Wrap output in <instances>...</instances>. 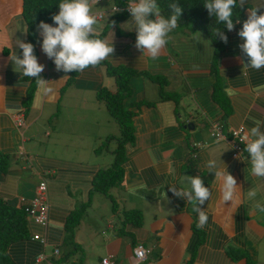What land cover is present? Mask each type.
Wrapping results in <instances>:
<instances>
[{
    "label": "crops",
    "instance_id": "crops-1",
    "mask_svg": "<svg viewBox=\"0 0 264 264\" xmlns=\"http://www.w3.org/2000/svg\"><path fill=\"white\" fill-rule=\"evenodd\" d=\"M239 1L264 17V0ZM149 2L118 22L109 13L83 24L84 13L115 0H67L61 19L38 24L30 60L24 0H0V153L9 159L0 198L20 207L43 180L49 206L46 227L28 218L29 238L8 247L14 264H43L53 258L46 249L59 247L57 264H134L139 243L148 253L136 264H264V155L234 157L228 140L211 136L214 126L225 136L242 126L264 148V29L247 10L213 59L209 36L178 29ZM92 36L93 59L137 72L124 101L134 140L124 145L108 205L92 186L112 157L94 150L119 130L95 92L115 83L105 65L76 70L72 60ZM78 209L69 240L66 220ZM132 209L141 212L139 227L124 222Z\"/></svg>",
    "mask_w": 264,
    "mask_h": 264
},
{
    "label": "trees",
    "instance_id": "trees-1",
    "mask_svg": "<svg viewBox=\"0 0 264 264\" xmlns=\"http://www.w3.org/2000/svg\"><path fill=\"white\" fill-rule=\"evenodd\" d=\"M118 6H133L139 4V0H115ZM23 15L28 25L26 46L28 58L35 55V41L37 26L42 21L58 20L66 11L67 0H24ZM149 6L158 11L159 15L168 21H175L178 29L188 31H201L210 37L213 43V59L221 54L229 40L228 29L237 22L245 19L247 10L253 14L254 20L264 29L263 15L251 5L241 3L239 0H150ZM126 12H119L112 18L118 22L126 18ZM87 44L72 53V60L76 70L86 65H105L108 76L113 77L115 90L101 86L96 90V99L101 101L110 117L116 122L119 130L115 138L117 147L112 151L113 162L108 168L101 169L93 180L92 190L111 196L109 189L118 182L121 175V164L124 159V145L134 140V127L132 117L134 113L124 106V101L131 96L132 90L129 80L137 72L123 66H112L105 61H98L91 57ZM32 90L29 91L31 95ZM100 151V145L95 152ZM8 156L0 153V172L8 168ZM84 210L73 211L66 220L65 229L68 231L69 240L73 239L74 231L79 224ZM124 222L134 227L142 223V215L139 210L132 209L124 212ZM30 236V224L22 207L15 206L0 198V264H14L8 255V247L12 242L26 240Z\"/></svg>",
    "mask_w": 264,
    "mask_h": 264
},
{
    "label": "built area",
    "instance_id": "built-area-1",
    "mask_svg": "<svg viewBox=\"0 0 264 264\" xmlns=\"http://www.w3.org/2000/svg\"><path fill=\"white\" fill-rule=\"evenodd\" d=\"M95 2L101 3L104 0H94ZM119 12H126L127 14H139V11L136 7L133 6H125L121 7L116 4H112L110 9L107 11L100 10L94 13H84L79 21L83 24L87 23L90 19L102 20L106 17L107 14L110 15L117 14ZM64 29L69 28L67 25L63 27ZM18 125H21L22 120L19 118L16 120ZM211 136L215 139H226L232 144L233 148V156H245L246 153H255L261 152L264 155V148L255 144L245 131V129L241 126L235 128L229 132V136H225L218 126H214L211 130ZM193 148H201L202 143L195 142L192 144ZM20 207L23 208L26 215L33 221V223L40 226V228H45L48 222L49 217V206L47 202V193H46V183L45 181H39L36 194L33 198H20ZM33 238L40 240L41 243L45 242V237L41 234H34ZM148 250L144 248L142 244H138L133 249V256L135 261H141L146 258ZM42 258L40 255L36 260L39 261ZM101 264H113L109 257H104L101 259Z\"/></svg>",
    "mask_w": 264,
    "mask_h": 264
},
{
    "label": "rangeland",
    "instance_id": "rangeland-1",
    "mask_svg": "<svg viewBox=\"0 0 264 264\" xmlns=\"http://www.w3.org/2000/svg\"><path fill=\"white\" fill-rule=\"evenodd\" d=\"M241 1L242 2H250V3H253L252 1H254V0H241ZM109 89H113V86L110 87ZM116 129H118V127H116ZM115 135H116L115 137L118 136V131L116 132ZM97 144H96L97 145L96 147H98L100 145V151L99 152H100V155L101 156L107 155V156H111L112 157V160L110 161V165H111V163L113 162V158H114V155L112 154L113 153L112 151L117 147V141H116V139L115 138L108 139V136H105L103 139H101L100 141H98ZM99 152H95V150H94V153L95 154L96 153H99ZM111 193H112V191L111 192L108 191V194L110 196H113L114 193H112L113 195ZM100 194H102V193H100ZM101 196H102V197H100L101 202L104 201L108 205V201L110 200L109 199L110 197L109 196H106L105 194H102ZM35 234H38V233H35ZM35 240H38V239H35ZM38 241H40V240H38ZM43 243H45V242H43ZM59 251H60L61 256H64V252H63L64 249H62L61 247L54 249V252H52L51 249L47 248L46 249V254L48 256H50V257H53V258L52 259L45 260V262L43 264H57L59 260H57V258H55V257H57L59 255ZM41 259L44 260L46 258H44V255H43Z\"/></svg>",
    "mask_w": 264,
    "mask_h": 264
},
{
    "label": "clouds",
    "instance_id": "clouds-1",
    "mask_svg": "<svg viewBox=\"0 0 264 264\" xmlns=\"http://www.w3.org/2000/svg\"><path fill=\"white\" fill-rule=\"evenodd\" d=\"M128 15H129V14H128ZM21 120H22V122H23V119H21ZM21 124H22V123H21ZM18 126H20V125H18ZM40 181H41V180H40ZM38 183H39V182H38ZM27 217H28V216H27ZM28 218H29V217H28ZM48 218H49V217H48ZM29 219H30V218H29ZM32 222H33V221H32ZM34 224H35V223H34ZM39 234L42 235V233H39ZM31 239H34V240H35V238H33V234L31 235ZM139 244H141V243H139ZM137 245H138V244H137ZM137 245H136V246H137ZM136 246H135V247H136ZM135 247H134V248H135ZM134 248H133V249H134ZM144 248H145V247H144ZM145 249H146V248H145ZM103 258H104V257H103ZM133 258H134V256H133ZM144 259H145V258H144ZM144 259H143V260H144ZM110 260H111V259H110ZM141 261H142V260H141ZM134 262H135L134 264H136L137 262H140V261H135V260H134ZM112 263H113V262H112Z\"/></svg>",
    "mask_w": 264,
    "mask_h": 264
}]
</instances>
